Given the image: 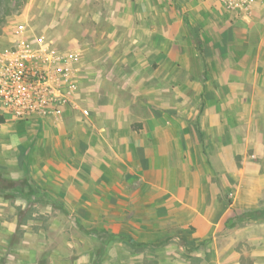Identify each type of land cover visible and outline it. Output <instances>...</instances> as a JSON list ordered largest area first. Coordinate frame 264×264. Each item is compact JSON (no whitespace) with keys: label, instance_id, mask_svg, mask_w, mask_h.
<instances>
[{"label":"crops","instance_id":"0c3cea01","mask_svg":"<svg viewBox=\"0 0 264 264\" xmlns=\"http://www.w3.org/2000/svg\"><path fill=\"white\" fill-rule=\"evenodd\" d=\"M26 1L65 103L0 108V264H264V0Z\"/></svg>","mask_w":264,"mask_h":264},{"label":"built area","instance_id":"2783aa9c","mask_svg":"<svg viewBox=\"0 0 264 264\" xmlns=\"http://www.w3.org/2000/svg\"><path fill=\"white\" fill-rule=\"evenodd\" d=\"M220 1L226 10L239 13L248 10L254 0ZM25 47L0 54V108L14 121L23 123L45 118L65 103L58 95L53 74L34 63L41 59L42 52L38 51L41 54L37 57L29 46ZM62 74L65 80L70 71L64 68ZM83 113L87 115V111Z\"/></svg>","mask_w":264,"mask_h":264},{"label":"rangeland","instance_id":"374dc122","mask_svg":"<svg viewBox=\"0 0 264 264\" xmlns=\"http://www.w3.org/2000/svg\"><path fill=\"white\" fill-rule=\"evenodd\" d=\"M39 3L42 2L43 0H38ZM115 2L120 3L121 0H115ZM0 3L2 4V6L0 7V16H2L3 21L0 20V27L2 26H7L9 24H11L12 22L14 23L16 21V19L18 18V20H20V16H22V14L26 11V5H27V1L26 0H0ZM26 3V4H25ZM35 5V4H34ZM11 6V7H10ZM105 9V7H103V10ZM119 9H121L119 7ZM132 9V8H131ZM42 5L40 3V5L36 6H32V8H30V12H29V22L28 24L25 23H17L15 25V27L19 30H25L26 32H32L34 35H36V37L39 39L40 38V34L43 31V28L45 27V17L42 15ZM80 13H83L80 12ZM46 20H48V18H46ZM12 21V22H11ZM10 22V23H9ZM68 26L69 29L74 28L73 24H66ZM109 23H106L105 21H101L98 25H97V29L98 32H103L105 31L108 27H109ZM27 34V33H26ZM42 40V39H39ZM87 41H90L89 39ZM101 42H105V39L99 40ZM75 42V39L71 36L70 38H66L63 39L62 43L65 45H72Z\"/></svg>","mask_w":264,"mask_h":264},{"label":"trees","instance_id":"16d2710c","mask_svg":"<svg viewBox=\"0 0 264 264\" xmlns=\"http://www.w3.org/2000/svg\"><path fill=\"white\" fill-rule=\"evenodd\" d=\"M20 1V0H19ZM1 5V4H0ZM1 7V6H0ZM197 44H198V42H197ZM6 187L7 188H10V187H12V186H9L8 184H6Z\"/></svg>","mask_w":264,"mask_h":264}]
</instances>
